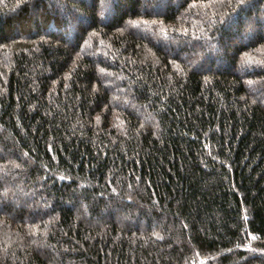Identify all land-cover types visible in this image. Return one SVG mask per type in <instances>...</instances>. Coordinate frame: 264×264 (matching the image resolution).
Instances as JSON below:
<instances>
[{"label":"trees","instance_id":"16d2710c","mask_svg":"<svg viewBox=\"0 0 264 264\" xmlns=\"http://www.w3.org/2000/svg\"><path fill=\"white\" fill-rule=\"evenodd\" d=\"M0 264H264V0H0Z\"/></svg>","mask_w":264,"mask_h":264},{"label":"snow or ice","instance_id":"6c2138e0","mask_svg":"<svg viewBox=\"0 0 264 264\" xmlns=\"http://www.w3.org/2000/svg\"><path fill=\"white\" fill-rule=\"evenodd\" d=\"M96 4V0H89V5L94 8Z\"/></svg>","mask_w":264,"mask_h":264}]
</instances>
